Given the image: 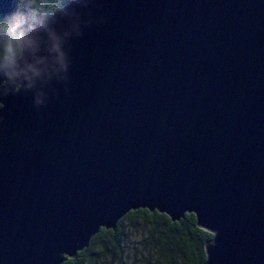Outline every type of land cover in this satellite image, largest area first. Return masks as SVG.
Wrapping results in <instances>:
<instances>
[{
  "label": "water",
  "instance_id": "water-1",
  "mask_svg": "<svg viewBox=\"0 0 264 264\" xmlns=\"http://www.w3.org/2000/svg\"><path fill=\"white\" fill-rule=\"evenodd\" d=\"M43 24L25 59L50 65L53 32L67 70L0 73V264H60L137 208L192 213L203 264H264V0H72Z\"/></svg>",
  "mask_w": 264,
  "mask_h": 264
},
{
  "label": "trees",
  "instance_id": "trees-1",
  "mask_svg": "<svg viewBox=\"0 0 264 264\" xmlns=\"http://www.w3.org/2000/svg\"><path fill=\"white\" fill-rule=\"evenodd\" d=\"M72 0H0V13L13 8H25L34 13L39 20L45 21L52 13ZM141 220V221H139ZM139 222L147 227L152 253L157 264H203L205 260L204 242L212 234L198 228L192 213L185 212L178 221L170 219L156 210L137 208L127 211L115 223L114 228L100 227L87 245L76 251L72 257L64 258L60 264H85L95 262L97 254L117 253L118 244L124 236L125 227H133ZM109 243V250L105 245ZM142 247H146L143 242Z\"/></svg>",
  "mask_w": 264,
  "mask_h": 264
},
{
  "label": "clouds",
  "instance_id": "clouds-1",
  "mask_svg": "<svg viewBox=\"0 0 264 264\" xmlns=\"http://www.w3.org/2000/svg\"><path fill=\"white\" fill-rule=\"evenodd\" d=\"M38 25L44 26L43 21L25 8L17 7L0 13V73L4 77L3 83H11L13 91H18L21 87L31 88L34 78L40 77L43 73L50 76L52 72L67 70L61 38L53 32H49L52 43L50 48L46 49L48 53H55L51 57L50 65L38 68L36 64L42 63L43 58H37L35 63L25 59L26 51H34V39L30 34L36 32ZM23 81L28 83L24 84ZM42 102L37 97L35 103ZM0 107H3L2 101Z\"/></svg>",
  "mask_w": 264,
  "mask_h": 264
},
{
  "label": "rangeland",
  "instance_id": "rangeland-1",
  "mask_svg": "<svg viewBox=\"0 0 264 264\" xmlns=\"http://www.w3.org/2000/svg\"><path fill=\"white\" fill-rule=\"evenodd\" d=\"M147 237V227L141 222L133 227H125L124 236L118 244L119 251L117 253L114 255L106 254L104 257L96 253L98 259L96 258L95 262L85 264H157ZM143 242L146 247H142ZM105 245L107 246L106 250H109V243L105 242Z\"/></svg>",
  "mask_w": 264,
  "mask_h": 264
}]
</instances>
